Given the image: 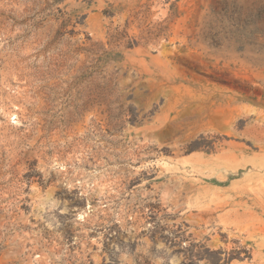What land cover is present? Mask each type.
<instances>
[{"label":"rangeland","instance_id":"obj_1","mask_svg":"<svg viewBox=\"0 0 264 264\" xmlns=\"http://www.w3.org/2000/svg\"><path fill=\"white\" fill-rule=\"evenodd\" d=\"M0 264H264V0H0Z\"/></svg>","mask_w":264,"mask_h":264},{"label":"trees","instance_id":"obj_2","mask_svg":"<svg viewBox=\"0 0 264 264\" xmlns=\"http://www.w3.org/2000/svg\"><path fill=\"white\" fill-rule=\"evenodd\" d=\"M56 1H58V0H56Z\"/></svg>","mask_w":264,"mask_h":264}]
</instances>
